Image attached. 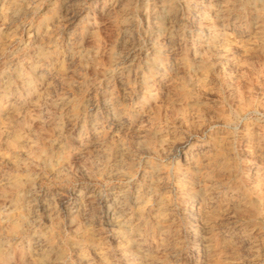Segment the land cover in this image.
Masks as SVG:
<instances>
[{"label": "rangeland", "instance_id": "374dc122", "mask_svg": "<svg viewBox=\"0 0 264 264\" xmlns=\"http://www.w3.org/2000/svg\"><path fill=\"white\" fill-rule=\"evenodd\" d=\"M0 254L264 264V0H0Z\"/></svg>", "mask_w": 264, "mask_h": 264}, {"label": "bare ground", "instance_id": "6f19581e", "mask_svg": "<svg viewBox=\"0 0 264 264\" xmlns=\"http://www.w3.org/2000/svg\"><path fill=\"white\" fill-rule=\"evenodd\" d=\"M183 147H184V144H180V145L178 146V148H177L178 153L181 152V149H183ZM0 255H1V254H0Z\"/></svg>", "mask_w": 264, "mask_h": 264}]
</instances>
